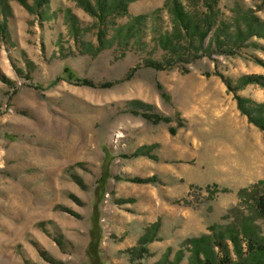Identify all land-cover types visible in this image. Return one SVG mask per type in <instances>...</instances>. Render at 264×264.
<instances>
[{
	"label": "rangeland",
	"instance_id": "374dc122",
	"mask_svg": "<svg viewBox=\"0 0 264 264\" xmlns=\"http://www.w3.org/2000/svg\"><path fill=\"white\" fill-rule=\"evenodd\" d=\"M165 1H131L109 17L113 27L77 0H49L45 20L10 0L0 31V264H196V237L210 236L198 248L245 227L264 238V129L237 99L264 105L261 84H237L264 77V38L168 61L155 38L170 15L151 14ZM237 8L264 20V0H219L224 19ZM145 14L136 40L94 54L100 29L109 40Z\"/></svg>",
	"mask_w": 264,
	"mask_h": 264
},
{
	"label": "trees",
	"instance_id": "16d2710c",
	"mask_svg": "<svg viewBox=\"0 0 264 264\" xmlns=\"http://www.w3.org/2000/svg\"><path fill=\"white\" fill-rule=\"evenodd\" d=\"M29 12L37 13L39 19L45 20L53 17L48 14L49 0H34L29 4L28 0H18ZM81 7L98 19L100 26H115V18L127 14L128 4L133 0H77ZM191 4H185L182 0H166L163 7L152 11L157 14L167 11L171 18L170 29L160 32L155 38L156 46L168 53L172 60L175 56L182 57L192 53L194 57L214 53H228L239 49L253 36L264 38V20L259 18L250 8H237L229 19L221 17L219 0H191ZM150 14V15H151ZM0 31L7 34V23L12 15L10 0H0ZM150 15H137L130 18L125 25L115 27V33L108 40L104 29L98 32L99 46H96L94 54L113 43L128 45L136 40L142 25ZM75 17L72 19L77 33L80 30ZM70 22V21H69ZM102 28V27H100ZM208 41L206 42V39ZM111 43V44H110ZM253 43V42H252ZM89 45V44H88ZM88 47L93 49L90 44ZM173 61V60H172ZM155 67H163L166 63L149 60L147 62ZM247 83H259L264 87V77L255 75H243L238 79V87ZM238 106L249 120L264 129V105L254 103L252 100L237 97ZM97 195L100 192H96ZM100 196V195H99ZM98 197V196H97ZM256 209L264 218V191L256 199ZM242 228V227H241ZM205 235L192 240L196 264H261L264 263V238L255 228H242L230 230L225 236L212 237L209 246L198 248V244L209 239ZM92 244L96 248V240L99 236L92 235ZM228 239L233 245V252L229 249ZM234 255L236 256L234 258Z\"/></svg>",
	"mask_w": 264,
	"mask_h": 264
}]
</instances>
